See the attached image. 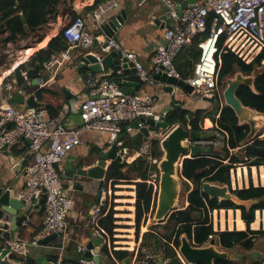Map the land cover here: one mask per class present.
I'll return each mask as SVG.
<instances>
[{"label": "built area", "instance_id": "obj_1", "mask_svg": "<svg viewBox=\"0 0 264 264\" xmlns=\"http://www.w3.org/2000/svg\"><path fill=\"white\" fill-rule=\"evenodd\" d=\"M78 1L63 0V3ZM157 1L164 6L169 24L164 28L162 41L155 47L146 64L135 51L122 48L113 37L102 41L106 42L103 49L114 50L133 63L141 84L152 85L156 75L165 74L167 77L182 79L200 97H220L217 56L221 49L230 50L245 63L251 62L264 51V0H196L182 9L180 15L175 0ZM119 8L120 0H102L84 15L75 16L65 23L61 33L68 47L89 48L97 35L88 26L101 28L106 18ZM222 35L224 38L219 49L218 41ZM193 43L198 56L192 62L191 74L183 78L177 69L176 59ZM68 58L67 49L52 53L43 61V67L51 69ZM21 76L27 79L25 71L21 72ZM89 82L91 89L82 103L80 124L73 128L66 127L62 122L66 106L58 115L49 116L44 106L19 109L8 98L0 102V150L26 142L27 151L32 157L24 168L25 183L18 191L17 198L29 205L43 202V223L38 237L57 234L66 227L71 199L65 194L58 168L67 153L79 142L84 131L95 130L106 134L110 142L117 144L122 124H126L128 132H139L145 126L144 119L165 120L166 113L155 110L156 96L125 93L121 85L112 78H89ZM3 87L11 90L13 85L7 81ZM178 90L173 86L168 92L175 103H180L188 95ZM133 122L137 125H133ZM187 127L190 128L189 125ZM215 135L219 140L215 139ZM227 138V132L215 126L208 137L190 141V145L215 147L220 143L223 146ZM148 150L149 144L145 142L140 154L150 159ZM127 154V147H122L119 156L124 160ZM101 217L100 206L94 207L90 215L91 233L101 239L100 246H107L106 255L117 263L112 254L113 248L109 246V234L100 225ZM29 244V241L22 239L6 240V249L14 256L11 264H30ZM174 249L182 264H187L177 248ZM79 251L82 253L85 248L80 247ZM79 263L95 264L84 255L79 258ZM147 263L145 258L142 264ZM58 264L65 263L61 261Z\"/></svg>", "mask_w": 264, "mask_h": 264}, {"label": "crops", "instance_id": "obj_2", "mask_svg": "<svg viewBox=\"0 0 264 264\" xmlns=\"http://www.w3.org/2000/svg\"><path fill=\"white\" fill-rule=\"evenodd\" d=\"M93 1L94 0H79L75 3H62L59 14L50 25L60 26L61 31L62 26L72 20L75 14L76 16L84 15L90 11ZM175 1L178 4L185 2L188 5L191 1L196 0ZM186 6L182 5V9ZM121 10L125 12V19L123 23L115 29L111 37H113L122 48L135 51L139 55L140 60L146 64L155 47L162 41L164 28L169 24L166 10L157 0H120V8L112 15L108 16L106 21H109L111 17L115 16V14L119 13ZM88 29L92 31L93 34L97 35V37L93 39L90 47L86 50L78 46L68 47L67 45L66 49L69 51V58L60 61V64L54 65L51 69H45L43 67V62H37L35 64L29 62L30 57L36 51L45 47L47 43L60 32H54L55 30L51 29L50 33H45L43 39L39 43L27 46L22 50L23 53H19L16 56V59L0 65V102L8 98V101L14 107L24 109L29 107L27 100L32 96L38 106H44L46 108L49 116L50 114L58 115L63 110L64 106H66L62 118L63 124L68 128L79 125L82 103L91 89L89 78L92 80L112 78L121 85L114 69L93 73L88 70L86 66L79 65V56L84 50L96 56H103L110 51V49H103L102 41L107 37L103 33L102 27L94 28L88 26ZM180 54L177 57L178 60ZM36 64L41 66L37 78L27 77L26 80L23 79L24 83L19 85L16 82V73H13V71L18 66L23 65V68L20 70L21 74L22 71H25V65L34 67ZM191 67L192 65L189 67L190 73H187L183 78L191 74ZM7 81H10L13 85L11 90H7L3 87V84ZM38 90H42L40 97L37 95ZM178 91L182 92L180 89ZM123 92L156 96L157 103L155 110L157 112L165 110L173 101L172 97L165 89V83L159 80H155L152 85H144L140 82L135 87L124 89ZM211 103L212 102L202 100V98L196 96V94L194 97L188 94L180 101L181 107H186L190 110L206 108L207 105ZM123 126L125 127L123 128ZM152 135H155V133L149 131L147 135L148 138L145 140V136L141 131L128 132L126 130V124H122L118 143L116 144V154L120 155V149L126 146L124 143L127 140L132 145L131 147L126 146L128 154L126 159H122L121 161H125L126 163L132 162L142 155L140 154L141 148L145 142L149 144L150 139L153 138ZM137 137L142 139L140 143L136 141ZM112 144L108 135L99 133L95 130H87L81 134L79 142L61 161L58 172L61 176L65 194L71 199V207L66 217L65 229L58 232L56 238L48 244L40 245L36 242L41 238L38 237V235L43 223V202L40 201L32 205L24 202L25 206L20 213L27 207H30V211L17 229L10 231L9 239H22L30 242L28 257L30 264H58L61 261L65 264L79 263V258L84 255L86 251L82 253L79 251L80 247L86 249V246L83 245L84 241L89 239L94 242L95 239L98 238L92 235L90 229V215L93 208L96 206H100L102 217L110 208L114 211L113 217L115 218L114 224L116 227L113 229V231H115L112 238L118 236L120 239L112 240L109 235L110 248L114 250L131 251L133 256L122 261L117 260V263H114L110 256L101 251L102 246L92 245L90 251L94 252V250H97V254L106 264H142L145 258H147V261L149 260V256L146 254L145 249H140L141 235L143 232L137 240L134 239L136 198L134 182L136 179L120 181L114 184L111 180L105 182L104 178L95 179L82 177L76 174L78 168L85 169L93 166L97 160L105 157ZM31 158V155L27 151L26 142L17 144L11 148L1 149L0 186L13 190L17 196L18 191L25 183L24 168L31 162ZM111 162V160L106 159V170ZM254 168L257 171L258 169L260 170V166L259 168L254 166ZM251 169H253V166ZM245 170L246 168L244 166V171ZM153 174L150 175L148 183L152 184L151 180ZM256 175L253 174V177L258 178V175ZM186 204L187 201L185 199V205ZM258 211L262 212L264 209L255 210L254 219L249 225V228L252 230H264L262 215L258 224L254 226ZM211 217L213 229L215 231L246 229L245 222L241 219L239 209L213 210L211 212ZM149 218L150 214L148 213L142 220L143 224L144 222L149 224ZM117 231L120 233L116 234ZM138 252L142 254L145 253V255L137 259ZM158 256L160 255H157L156 258H158ZM13 257V254L6 249V239L0 238V264H11V259Z\"/></svg>", "mask_w": 264, "mask_h": 264}, {"label": "trees", "instance_id": "obj_3", "mask_svg": "<svg viewBox=\"0 0 264 264\" xmlns=\"http://www.w3.org/2000/svg\"><path fill=\"white\" fill-rule=\"evenodd\" d=\"M101 1L94 0L90 10ZM62 3L63 0H0V40L3 43L16 42L19 39L31 37L33 40L30 45L39 43L45 35L44 30L59 14ZM223 38L224 35L218 41L219 49H221ZM66 48L67 43L60 31L45 47L36 51L30 57L29 62L31 64L41 63L47 60L52 53H57ZM5 56V54L0 55V65L9 62ZM197 56L198 52L194 43L181 52L179 60L176 59V66L182 77L190 73L189 67ZM219 56L221 64L217 74V81L219 86H223V80L236 71L249 75L260 67L262 65L261 62L264 60V51L249 63L242 61L230 50L221 51ZM22 68L23 65H20L13 71V73H16V82L19 85L24 83L20 74ZM41 94L42 90H38L37 95L40 97ZM236 96L244 106H248L258 112H264V67L256 73L253 79V86H239L236 89ZM215 97L217 100L211 103L209 109L196 108L190 110L180 106L166 113L165 120L169 126L178 123L184 126L189 125L191 130L200 132L203 138L208 137L210 130L216 126L218 129L227 132L228 138L221 147L205 146L202 147L201 153L192 154L182 160L180 177L182 183L187 186L185 189L187 204L174 208L164 220L152 224L163 225L162 222H164L162 226L164 232L154 230L151 227L152 225H150L148 230L142 233L140 249H145L146 254L149 256L148 264H155L157 255L165 258L176 256L174 248L178 247L181 235H185L189 242L195 246L204 245L211 238H215L216 244L221 249L230 250L238 245L247 251L254 247L257 236H264V230H252L249 228L250 223L254 219L255 210L264 209V185H254L250 175L252 166L256 168H259V166L264 167V135L256 133L250 138L249 126L246 123L239 124L232 109L221 104L218 96ZM54 115L50 114V116ZM141 140L139 137L136 139L138 143ZM126 141L124 145L131 147L132 144ZM245 145L246 149L242 151V147ZM148 154L150 159L141 155L130 163L113 160L109 164L104 177L105 182L111 180L114 184L120 181L136 179L134 182L136 196L134 234L136 240L139 237L140 222L148 213L152 217L155 206L156 192H153L152 184L148 183V180H150L151 174L157 173L156 166L152 160L159 158L161 155L158 138L153 137L150 139ZM238 165L248 168L249 184L247 187L235 188L231 192L243 200L258 199L248 208L237 206L228 200L218 201L216 198H209L206 194L194 188L195 186H200L203 181L226 184L231 188L230 171ZM189 184L192 185L191 188ZM217 209H239L246 229L215 231L211 212ZM113 213L114 211L110 208L100 219V225L110 235L112 240H114L112 238L113 229L116 227ZM101 251L108 254L107 246H102ZM139 252L137 259L145 255V253ZM112 254L119 261L133 256V253L128 250L112 249ZM213 264L239 263L231 259H217L213 261ZM249 264H264V260H253Z\"/></svg>", "mask_w": 264, "mask_h": 264}, {"label": "water", "instance_id": "obj_4", "mask_svg": "<svg viewBox=\"0 0 264 264\" xmlns=\"http://www.w3.org/2000/svg\"><path fill=\"white\" fill-rule=\"evenodd\" d=\"M192 2V1H191ZM182 5L186 6L187 3L183 2L178 4V14H181ZM125 19V12L121 10L115 16L111 17L109 21H106L102 25L103 33L106 37H111L115 29L120 26ZM96 35V34H94ZM106 45V42L102 44ZM87 50V49H86ZM84 50L79 56V65L86 66L88 70L93 73H99L102 70L114 69L116 71L117 78L121 83V89L124 91L126 88L135 87L140 83V80L133 67V63L126 58L121 57L114 50H110L103 56H96L90 52ZM99 58V60H98ZM26 76L31 78H37L38 71L41 66L36 64L34 67L25 65ZM262 69V68H261ZM261 69H255L249 75H240L241 72L236 71L237 74L233 78L226 77L225 84L223 85L221 98L219 97L221 104L228 106L232 109L237 117L238 123H246L249 126V136L253 137L256 133H253V123L262 113L251 109L248 106H244L236 96V89L241 85L253 86V79L256 73ZM156 80L165 83V89L170 92L173 86L181 89L189 95H193V88L191 85L185 83L182 79L174 77H167L165 74L155 76ZM65 91V89H64ZM67 94V92H66ZM202 100L207 102H215L216 97H201ZM29 106H38L37 102L30 96L27 100ZM180 103L171 102L170 105L163 110L168 113L173 108L180 107ZM145 126L141 128V133L145 136V140L148 138L149 131L153 133H159L165 131V134L159 140V147L161 155L159 158L153 159V163L156 166L157 173L159 175L158 189L156 194L155 206L153 209L152 219L155 223L164 220L170 212H172L177 204L179 195V183L181 181L180 169L182 160L187 158L188 155L199 154L202 152V146L198 144L190 145V141H197L202 138L201 133L195 130H191L187 126L182 124H174L169 126L166 120L155 121L151 118L144 119ZM133 125H137L133 122ZM3 147L2 149H5ZM246 149V145L242 147V151ZM106 159L111 161H121L122 158L116 154V143H113L108 150L105 157L100 158L97 162L88 168H78L76 174L82 177L101 179L105 177ZM108 168V166H107ZM206 194L209 198H216L218 201L228 200L236 204L237 206H244L248 208L253 205L258 199H240L231 190L234 187L229 188L226 184H217L209 181H203L200 186L194 187ZM25 206L23 200L17 198L15 192L9 188L0 186V238L9 239L10 231L17 229L19 224L25 219L26 215L30 211V207H27L20 211ZM20 213V214H19ZM56 233H51L45 237L39 238L36 242L40 245H46L56 238ZM101 244V239L96 238L93 240H85L86 251L84 256L91 258L95 264H106L100 256L97 254V250L91 252L92 245L98 246ZM219 247V246H218ZM177 251L187 264H213L217 259H235L234 254H228L224 249L217 248L215 238H211L207 244L201 246L192 245L185 235H181L179 238V245ZM176 254V253H175ZM127 259V258H126ZM112 264V263H111ZM156 264H182L178 256L173 258H165L164 256H158L156 258Z\"/></svg>", "mask_w": 264, "mask_h": 264}, {"label": "rangeland", "instance_id": "obj_5", "mask_svg": "<svg viewBox=\"0 0 264 264\" xmlns=\"http://www.w3.org/2000/svg\"><path fill=\"white\" fill-rule=\"evenodd\" d=\"M50 29L51 30H55L54 32H59L60 31V26H58V25H50L49 24L48 27L44 30V32L45 33H50ZM32 40H33V38H31V37L22 38V39H19L16 42H5V43H3L0 40V55L1 54H5L6 55L5 56L6 59L8 61H12V60L16 59V56L19 53H23L22 50L24 48H26L27 46H30V42ZM221 51H224V50L221 49ZM221 51H220V53H221ZM219 54L217 56V61L219 63V67H220L221 59H220ZM261 64L262 65L260 67H258V69H261L262 67H264V60L261 62ZM237 74H240V73L235 72L232 75H230L229 78H231V77L233 78ZM240 75H242V73ZM225 81L226 80L224 79L223 80V84H225ZM222 88H223V86H219L218 85V94H219V96L221 98V101L223 103L222 96H221ZM194 96H195V94L192 95V97H194ZM196 96H199V95H196ZM210 107H211V104L207 105L206 109H209ZM251 124H252L253 129H254L253 133H262L261 135H264V113H262ZM164 134H165V131H161V132L156 133L155 135H152V136L160 139ZM215 139L219 140V138L216 135H215ZM221 146L222 145H220V143H218V145H215V147H221ZM245 168H246V170L244 171V166L238 165V166L234 167L233 169H231V171H230V178H231L230 186L232 188L233 187L240 188V187H247L248 186V184H249V179H248L249 172H248V168L246 166H245ZM238 170H241L243 172V174L240 173V175H238V173H237ZM257 172L259 174V169H258ZM157 174L158 173L153 174L152 175V180H151L152 185H153V191H155L156 194H157L158 180H159V175H157ZM250 175H251L252 183L254 185H258V184L259 185H264V180H260L259 178H256V177H255L256 180H254L251 168H250ZM189 187L191 188L192 185L189 184ZM186 188H187V186L184 183H182V180H181L180 183H179L178 201H177V204H176L175 208H179V207H182V206L185 205V195H186L185 189ZM148 222H149V224H146L147 222L146 223L144 222V224H143L142 221L140 222L139 237H140V234L142 232H145L146 230H148V226H150L152 224H155V221L152 219V217L149 218ZM162 224L164 225V222H162ZM163 225H152L151 227H153L154 230H158V231H163L164 232V228L162 227ZM143 228H146V229H143ZM214 228H215V225H214ZM118 233H120V232L117 231L116 234H118ZM114 239H118L119 240L120 238L118 236H114ZM134 239H135V236H134ZM115 244H119V243H115ZM217 248L221 249L220 247H218V245H217ZM224 251H226L228 254H234L235 255V259H233V260H235L239 264H249L253 260L262 261V260H264V236H257L256 237L254 247L251 250H248V251L244 250L243 248H241L240 246L237 245V246L233 247L230 250H224Z\"/></svg>", "mask_w": 264, "mask_h": 264}, {"label": "bare ground", "instance_id": "obj_6", "mask_svg": "<svg viewBox=\"0 0 264 264\" xmlns=\"http://www.w3.org/2000/svg\"><path fill=\"white\" fill-rule=\"evenodd\" d=\"M260 173L259 174H261V175H259L258 174V178H259V176H260V179H262V180H264V168L262 167V166H260ZM252 172H253V174L254 175H256L258 172H257V170H255V168H254V166H253V169H252ZM237 173H238V175H240V173H242L241 172V170H238L237 171ZM234 176V175H233ZM254 180H256V178H254ZM221 211V210H220ZM221 213V212H220ZM261 215H262V220L264 221V211H262V212H260V211H258L257 212V218H256V221H255V223H254V226H256L257 224H258V222H259V220L261 219ZM237 222V221H236ZM231 223V222H230ZM239 224V223H238ZM253 224V223H252ZM239 226H240V224H239ZM223 227V226H222Z\"/></svg>", "mask_w": 264, "mask_h": 264}]
</instances>
